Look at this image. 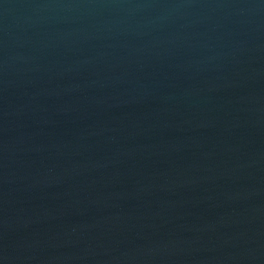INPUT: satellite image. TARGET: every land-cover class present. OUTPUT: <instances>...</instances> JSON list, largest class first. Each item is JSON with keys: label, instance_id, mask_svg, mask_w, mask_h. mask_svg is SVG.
Masks as SVG:
<instances>
[{"label": "water", "instance_id": "1", "mask_svg": "<svg viewBox=\"0 0 264 264\" xmlns=\"http://www.w3.org/2000/svg\"><path fill=\"white\" fill-rule=\"evenodd\" d=\"M0 264H264V0H0Z\"/></svg>", "mask_w": 264, "mask_h": 264}]
</instances>
